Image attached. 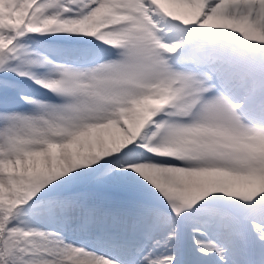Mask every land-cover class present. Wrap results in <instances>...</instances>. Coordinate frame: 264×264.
I'll use <instances>...</instances> for the list:
<instances>
[{
	"label": "snow or ice",
	"instance_id": "obj_1",
	"mask_svg": "<svg viewBox=\"0 0 264 264\" xmlns=\"http://www.w3.org/2000/svg\"><path fill=\"white\" fill-rule=\"evenodd\" d=\"M0 264H264V0H0Z\"/></svg>",
	"mask_w": 264,
	"mask_h": 264
},
{
	"label": "bare ground",
	"instance_id": "obj_2",
	"mask_svg": "<svg viewBox=\"0 0 264 264\" xmlns=\"http://www.w3.org/2000/svg\"><path fill=\"white\" fill-rule=\"evenodd\" d=\"M118 133L115 130H111L109 132V130H106V132L104 133L105 137L107 136H111V135H117Z\"/></svg>",
	"mask_w": 264,
	"mask_h": 264
},
{
	"label": "rangeland",
	"instance_id": "obj_3",
	"mask_svg": "<svg viewBox=\"0 0 264 264\" xmlns=\"http://www.w3.org/2000/svg\"><path fill=\"white\" fill-rule=\"evenodd\" d=\"M111 130H113V129H109V132H110Z\"/></svg>",
	"mask_w": 264,
	"mask_h": 264
}]
</instances>
